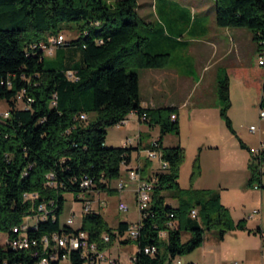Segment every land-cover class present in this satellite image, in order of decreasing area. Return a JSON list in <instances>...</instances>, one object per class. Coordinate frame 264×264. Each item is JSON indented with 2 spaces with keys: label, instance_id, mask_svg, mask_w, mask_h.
<instances>
[{
  "label": "trees",
  "instance_id": "trees-1",
  "mask_svg": "<svg viewBox=\"0 0 264 264\" xmlns=\"http://www.w3.org/2000/svg\"><path fill=\"white\" fill-rule=\"evenodd\" d=\"M137 2L0 0V101L6 103L10 114L0 119V264H42V258L45 264H100L95 255L66 250L53 242L45 248L11 247L8 241L19 235L15 228L19 229L25 216L33 214L37 215L25 230L31 238L80 229L87 231L89 241L101 250L109 248L114 240H135L137 249L128 264H167L201 246L207 230H217L218 239H222L228 231L245 228L243 219L234 222L216 190L180 188L184 149L160 144L163 135L179 134L176 108L145 109L139 105L138 70L165 67L170 54L147 51L150 40L139 35V27L146 22L136 11ZM214 7L218 27L247 29L255 44L254 54L264 50V0H214ZM79 20H84L79 35L61 46L77 48L80 64L46 67L39 43L62 33L63 22ZM254 64L247 67L248 76L261 77L258 86L264 92V69ZM67 71L74 79L67 76ZM216 94L219 115L235 135L228 116L231 100L225 71L217 80ZM19 100L23 108L17 106ZM259 105L264 107V102ZM130 112L139 119L145 116L148 126L159 127L156 142L161 158L167 162L165 171L153 173L149 204L133 223L136 237L126 235L131 224L121 221L112 228L100 211L93 209L82 215L77 228L61 225L63 192H74L79 200L78 194L85 191L80 186L84 178L91 180L89 191H117L109 182L120 177L122 162L128 163L138 147L107 146L105 139L107 128L126 119ZM82 115L85 120L80 119ZM239 142L249 152L245 185L264 188L259 170L260 165L264 168V147L253 156ZM149 166L145 161L141 171V177L147 180L151 176H147ZM48 173H52L50 180ZM199 174L196 157L191 181ZM165 190L173 191L171 197L177 198V205L166 201ZM23 193H35L36 197L25 200ZM41 204L47 211L44 218L37 211ZM192 209L196 210L195 217L191 216ZM254 232L262 233L260 228ZM183 233L189 234L185 240ZM103 234H108L107 242L102 241ZM151 246L156 250L145 253L144 249ZM63 255H67L65 260ZM115 264H120L117 259Z\"/></svg>",
  "mask_w": 264,
  "mask_h": 264
},
{
  "label": "rangeland",
  "instance_id": "rangeland-1",
  "mask_svg": "<svg viewBox=\"0 0 264 264\" xmlns=\"http://www.w3.org/2000/svg\"><path fill=\"white\" fill-rule=\"evenodd\" d=\"M175 3L171 7H167L162 5L161 3L158 5L157 9H155L154 0H138L136 11L139 16L146 22V24L139 27V35L148 37L150 42L155 44L154 42L160 36L159 32L160 27L157 22H161L167 24H174L176 28H178L180 36H185L182 31L184 28H187L191 24V37L192 36H203L206 38H210L213 33V28H219L215 24V7L214 0H173ZM109 2H113V0H109ZM160 15L161 18L158 17ZM84 24V20L79 21H65L61 24L62 34L64 39L67 41L71 39H75L80 31L79 26ZM169 33H173L170 28H167ZM165 29V30H167ZM247 30V29H244ZM248 31V30H247ZM210 33L208 36H204L205 34ZM206 34V35H207ZM251 35V34H250ZM66 37V38H65ZM245 39L250 38L249 34L245 33ZM232 41L233 38H230ZM229 38H226V41H230ZM252 40V39H251ZM254 43L253 41H251ZM248 45L246 42L243 44V54L247 53ZM255 45V44H254ZM74 46H61L57 47L61 51L58 54V58L55 61H52L55 56V50L51 55L45 54V66L46 67H62L66 62L65 55L66 52L64 49L71 48ZM233 47V46H232ZM75 48V47H74ZM253 49V48H252ZM251 49V51H252ZM236 47L234 48V54L236 52ZM255 50V49H254ZM242 51V50H241ZM234 54H229L230 58L234 57ZM236 55V54H235ZM260 53L258 54H250V64H254L257 66L259 70H263L264 66L257 65L258 58ZM75 56L72 57L71 63L77 62L80 64V60L75 59ZM264 58V56H263ZM216 61V60H215ZM248 61V59H247ZM59 63V64H58ZM224 63V62H223ZM222 63V68L226 71V65ZM60 65V66H59ZM210 73V72H209ZM261 77H252L253 85L249 84L248 93L244 95L241 92V85L239 79L232 76L231 79V99H234V105H232V109L229 110V115L233 117L234 120V129L237 131L239 137L243 141L245 145H249L250 149L258 148L259 141L264 142V119L258 117L259 115V106L258 99L260 95V91L257 87L258 82ZM207 80V79H206ZM204 85V83H203ZM202 85V87H203ZM209 89H205L204 92L209 93ZM245 96V99L244 97ZM197 95L193 96L192 100H195ZM17 106L20 108L24 107L23 102L20 100L17 103ZM7 105L5 102L0 101V110H6ZM264 110V108H263ZM231 118V117H229ZM223 121V120H222ZM224 123V122H223ZM249 126H254L256 130L254 132H250L248 130ZM136 129L133 126L127 127L126 125L122 126V128H116L115 126H111L107 128L106 141L111 145H123L126 138L132 139V142H135L136 137H138V133H136ZM229 130L225 126L222 125L221 129L216 130L214 132V140L216 139L217 143H225L224 149L216 150H207L203 149L202 154L197 153V148L195 146V142L198 141V145H206L208 141L204 140L205 137L202 135L204 132H194L192 135H189L186 132V129L183 130L182 135V143L184 144V158L179 168V177L178 183L181 189H190L194 185L193 181H191V172L193 167V162L196 157H198V162L200 166L201 173V165L204 167L205 172L211 169L213 165V161L217 159L216 167L208 171L204 175V183L207 186H212L215 183V175L221 174L226 170H231L232 168H243L247 167V158L249 153L240 146L241 141L239 138L235 137L233 139L226 138L225 136H229ZM155 135V132H153ZM143 138H148L147 135H143ZM195 138V139H193ZM147 140V139H146ZM157 139L154 137L149 141L148 145H145L141 148H138L137 151L132 155L129 165L133 168V170L138 169L137 173L141 176V171L144 166L145 161L150 162V166L148 168V172L151 170H155L162 165V161L159 157L154 160H150L148 156V147L152 141H156ZM213 140V141H214ZM162 142V138H161ZM213 143V142H211ZM194 144V145H193ZM198 155V156H197ZM121 175L118 179L122 180L124 183V188L120 191H103L100 194V198L106 201V205L104 210L102 211V215L107 221L110 227H114L118 221L122 219H127L130 221V224L135 223L139 219V213L137 210L136 202L134 201V190L136 187V180H130L127 177V171H125L124 166L121 165ZM116 180V179H115ZM112 182V185L116 183V181ZM245 188H251L247 190H235L233 188L229 189H218V188H207L216 190L220 196V202L225 205L229 211L234 222H237L240 219L244 220V229H233L224 233L222 239H218V231L215 229H210L205 231L204 237L208 241L209 239H216L215 244L216 247H209V253L206 255L207 258L214 261L216 264H230L233 261H237L239 264H261L264 263V234L254 232L256 228L261 229L263 231L264 227L255 226L256 225V216L252 214V210L257 209V196L254 192L252 185L250 187L243 183ZM218 186V185H217ZM216 187V186H215ZM254 190V191H248ZM247 192V193H246ZM166 198V201L173 206L177 205V198L171 197L173 191L165 190L162 192ZM222 195V197H221ZM64 203L63 209L60 214L59 220L60 224L63 225L65 220L73 215V223L72 227L77 228L80 224V220L82 217V202L81 200L76 199V193L71 191L63 192ZM123 200L124 203L128 206L127 211H119L117 208V204L119 200ZM103 201V202H104ZM101 203L98 199L97 203L91 205L92 208H96L97 204ZM97 210V209H96ZM248 220L249 223H248ZM251 228V232H248L246 229ZM264 232V231H263ZM188 233L182 234V239L185 240L188 237ZM206 241V242H207ZM219 244V247H217ZM111 248V254L107 253L108 257L118 258L122 264H128L130 257L135 253L137 249V245L135 240H131L126 243L119 242L114 240ZM106 251V249H105ZM191 253L195 256L191 262L195 261L199 264L202 263L200 255H202V246L196 248ZM188 255V254H187ZM182 255L181 258L187 256Z\"/></svg>",
  "mask_w": 264,
  "mask_h": 264
},
{
  "label": "crops",
  "instance_id": "crops-1",
  "mask_svg": "<svg viewBox=\"0 0 264 264\" xmlns=\"http://www.w3.org/2000/svg\"><path fill=\"white\" fill-rule=\"evenodd\" d=\"M162 4L167 7H171L174 5L173 0H154L155 9H157L159 4ZM159 18L160 15H158ZM160 27V36L156 39L153 44L149 42L147 51L150 52H168L170 54V61L165 67H155V68H141L138 70L139 76V105L145 109H158L165 107H175L176 108V116L179 122V134L175 135L172 133H167L162 136V142H160L161 146H175L180 145L184 149V144L182 143V135L184 128L189 135H192L194 132H204L202 134L206 141V145H198V141L195 142V146L197 148V153L202 154V150H216L224 149L225 143H217L216 139L214 140V132L216 130L221 129L224 124L220 115L216 94V83L219 78V75L222 71H225L222 68V63L226 65V73L229 79V96L231 97V79L232 76L239 79L241 85V92L244 95L248 93V86L252 84V79L248 76L247 65L250 62V54L254 53L255 45L251 41L250 32L244 30V28H230V27H219L213 28V33L210 38H206L203 36H192L191 37V24L184 28L182 33L185 36H180L178 28L174 26V24L157 22ZM170 28L173 33H169L168 29ZM167 29V30H165ZM63 33V32H62ZM245 33L249 34L250 38L245 39ZM205 34V33H204ZM207 34V33H206ZM208 36L210 33H208ZM65 36V35H64ZM66 38V37H65ZM226 38H233V40L227 42ZM67 40V39H66ZM247 43L248 52L243 54V44ZM233 46V47H232ZM69 47V46H67ZM236 47V52H234V48ZM253 48V49H252ZM252 49V51H251ZM66 52L65 55V66H73L76 65L77 62L71 63L72 57L75 56V59L81 58L80 51L77 48L71 47L64 49ZM242 50V51H241ZM60 49L57 48L55 50L54 59L58 58V54L60 53ZM229 54H234L233 58H230ZM248 59V61H247ZM216 60V61H215ZM210 72V73H209ZM207 79V80H206ZM204 83V85H203ZM203 85V87H202ZM259 91H261V87L257 85ZM209 89V93H205L204 90ZM197 95L195 100L193 96ZM245 99V96H243ZM231 99V98H230ZM232 105H234V99L231 100V106L229 108L232 109ZM228 110V115H229ZM231 124L232 128L235 131V135L229 132V139H233L235 137H239L237 131L234 129V120L232 115ZM127 127L133 126L137 130L138 137H136L135 142L131 144L133 147L141 148L145 145H148L149 141L152 138H159V127L157 125L148 126L146 120L141 121L139 117L135 113H129L126 116L125 124ZM123 125V126H124ZM117 128V127H116ZM122 128V127H121ZM155 132V135H153ZM143 135H147L148 138H143ZM195 139V138H193ZM214 140V141H213ZM213 142V143H211ZM243 143V141L241 140ZM262 141H259V144ZM264 143V142H262ZM105 144L107 146H123V145H111L107 143L105 140ZM244 144V143H243ZM246 144V143H245ZM244 144V145H245ZM194 145V144H193ZM250 149L249 145H245ZM245 149V148H243ZM247 151V149H245ZM137 150L131 152L130 160L132 155ZM248 152V151H247ZM249 153V152H248ZM198 156V155H197ZM249 156L247 158L248 162ZM130 162V161H129ZM217 164V159L213 161V165L211 169L215 168ZM201 173L195 178L192 185L194 189H207V188H218V189H229L233 188L235 190H247L251 188H245L243 183L247 178V167L243 168H232L231 170H226L221 174L215 175V183L212 186H207L204 183V175L208 173L205 172L204 167L201 165ZM153 170L149 171L147 176L152 173ZM119 179V178H118ZM116 179V183L112 185L114 180L109 182V186L111 188H116V184L118 182ZM145 179V178H143ZM218 185V186H217ZM216 186V187H215ZM254 191L257 196V209L252 210V214L256 216V225L264 227V188H255ZM117 190V189H116ZM120 191V190H117ZM103 191L99 190H91L87 196L91 200V205L94 207V203H97L99 199L101 203L97 204L96 208H92L93 210H98L102 214V211L105 208L106 201L100 198V194ZM247 193V192H246ZM222 197V195H221ZM104 201V202H103ZM122 201L123 200H119ZM172 205V204H171ZM103 216V215H102ZM105 219V218H104ZM124 221L130 224V221L127 219H122L118 221L115 227L119 222ZM138 221V220H137ZM250 220H248L249 223ZM136 222V221H135ZM114 228V227H112ZM260 228V227H259ZM249 230L251 228H248ZM262 234L264 232L262 231ZM206 238H203L202 246V255H200L202 263L200 264H216L214 261L210 260L206 257L209 253L208 249L211 246L216 247L215 244L216 239L212 237L206 242ZM200 247V246H199ZM219 247V244L218 246ZM111 248L106 249L105 252L111 254ZM264 251V250H263ZM195 256L193 253H189L187 256L180 259V264H190L191 260ZM115 258V257H114ZM120 264L121 261L118 258ZM195 262V261H193ZM198 263V262H197ZM167 264H174L173 261H170ZM261 264H264L261 262Z\"/></svg>",
  "mask_w": 264,
  "mask_h": 264
},
{
  "label": "built area",
  "instance_id": "built-area-1",
  "mask_svg": "<svg viewBox=\"0 0 264 264\" xmlns=\"http://www.w3.org/2000/svg\"><path fill=\"white\" fill-rule=\"evenodd\" d=\"M66 39H64V36L62 33H59L55 36H50L47 38L46 42H41L39 43V47L43 54H48L51 55L54 51L55 48L60 47L61 45L64 44ZM264 50L260 52V56L258 58V64L261 66H264ZM67 76L71 79H74L73 73L71 71L66 72ZM28 100H30L28 98ZM260 102H264V92L260 91L259 99H258V106H259V115L258 117L261 119H264V107H261L259 104ZM131 113V112H130ZM135 113V112H132ZM136 114V113H135ZM9 110H0V119H6L9 117ZM176 116L175 114L171 115V118L174 119ZM80 119L85 120L86 116H80ZM146 118L145 116H141L140 120L144 121ZM126 122V119L116 123L115 127L121 128ZM248 130L250 132H254L256 128L254 126H249ZM132 144V139L126 138L124 141L123 146H130ZM264 147V144L261 142L258 145V148H252L250 149V154L253 156L259 155V153L262 151ZM148 156L150 160H154L157 157H159L162 161V165L152 171L150 180L143 179L141 176L138 175L137 170H133V168L129 165V162H122L123 166L125 168V171H127V177L130 180H136V187L134 190V201L136 202L137 210L138 213L147 208L149 201H150V196H151V184L153 179V173L156 171H165L167 168V162L164 161L161 158V150L159 147V144L156 141H152L148 147ZM260 173L263 174V179L262 183L264 184V168L262 165L259 167ZM46 177L50 180L52 178V173H48ZM50 181H47L46 184H50ZM91 180L88 178H84L83 181H81L80 186L85 189V191H82L78 194L79 200L82 202V215L89 212L92 210L91 207V200L87 196V194L90 192L89 187L91 185ZM255 188H258L257 185H254ZM124 188V183L122 180H119L116 184V189L117 190H122ZM36 197L35 193H23V198L25 200H31ZM117 208L119 211H127L128 206L126 203L119 201L117 204ZM38 215L40 218H44L45 215L47 214V211L45 209V206L43 204L39 205L38 209ZM37 214H33L25 216L23 218V221L21 225L19 226V229L15 228V231H19V235L16 238H13L9 240V244L13 248H18V249H30L32 247H36L38 245L42 246L43 248L48 247V245L53 242L55 245L60 246L62 248H65L66 250H80L82 254L85 255H95L97 260L99 261L98 263L100 264H115V259L113 257H108L105 249H99L97 243L89 241V235L88 232L85 230H80L76 229V231L71 232V233H66V234H58V233H50L49 235H42L40 238H31L28 237L25 233V230L30 226L29 220L35 219ZM191 216L195 217L196 216V210L192 209L191 210ZM73 215L69 216L66 220L64 225L71 226L73 223ZM72 227V226H71ZM74 228V227H73ZM126 235L129 238H135L137 235V230H136V225L131 224L129 229L126 232ZM162 236L165 235V232L161 233ZM109 240L108 234H103L102 235V241L107 242ZM155 247H146L144 249L145 253H153L155 251ZM62 258L65 260L67 258V255H63ZM134 259V256L132 255L129 259V263H131ZM174 264H180V259L177 257L173 259ZM41 263L45 264L46 259L42 258ZM190 264H199L197 262H191ZM230 264H239L237 261H233Z\"/></svg>",
  "mask_w": 264,
  "mask_h": 264
},
{
  "label": "bare ground",
  "instance_id": "bare-ground-1",
  "mask_svg": "<svg viewBox=\"0 0 264 264\" xmlns=\"http://www.w3.org/2000/svg\"><path fill=\"white\" fill-rule=\"evenodd\" d=\"M82 116H84V115H82ZM121 165L123 166V163Z\"/></svg>",
  "mask_w": 264,
  "mask_h": 264
}]
</instances>
